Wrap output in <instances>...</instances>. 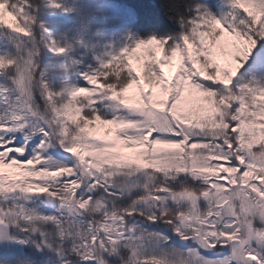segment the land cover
I'll use <instances>...</instances> for the list:
<instances>
[{"label":"snow or ice","instance_id":"1","mask_svg":"<svg viewBox=\"0 0 264 264\" xmlns=\"http://www.w3.org/2000/svg\"><path fill=\"white\" fill-rule=\"evenodd\" d=\"M157 7L0 0V264H264V0Z\"/></svg>","mask_w":264,"mask_h":264},{"label":"trees","instance_id":"2","mask_svg":"<svg viewBox=\"0 0 264 264\" xmlns=\"http://www.w3.org/2000/svg\"><path fill=\"white\" fill-rule=\"evenodd\" d=\"M121 2L135 8L140 16L141 23L145 26L154 23H166L157 7L159 0H121Z\"/></svg>","mask_w":264,"mask_h":264},{"label":"rangeland","instance_id":"3","mask_svg":"<svg viewBox=\"0 0 264 264\" xmlns=\"http://www.w3.org/2000/svg\"><path fill=\"white\" fill-rule=\"evenodd\" d=\"M9 19H11V18H9Z\"/></svg>","mask_w":264,"mask_h":264}]
</instances>
